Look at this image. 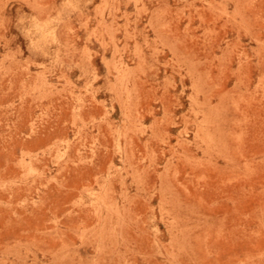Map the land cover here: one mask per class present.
I'll return each mask as SVG.
<instances>
[{"label": "rangeland", "instance_id": "1", "mask_svg": "<svg viewBox=\"0 0 264 264\" xmlns=\"http://www.w3.org/2000/svg\"><path fill=\"white\" fill-rule=\"evenodd\" d=\"M0 264H264V0H0Z\"/></svg>", "mask_w": 264, "mask_h": 264}]
</instances>
